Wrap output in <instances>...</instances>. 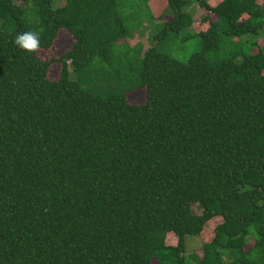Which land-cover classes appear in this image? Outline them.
Here are the masks:
<instances>
[{
	"label": "trees",
	"instance_id": "1",
	"mask_svg": "<svg viewBox=\"0 0 264 264\" xmlns=\"http://www.w3.org/2000/svg\"><path fill=\"white\" fill-rule=\"evenodd\" d=\"M121 1L0 0V264H264V0H163L171 19L135 62L116 52ZM195 4L214 17L181 62L159 45ZM28 30L41 52L61 30L73 44L43 60L15 45Z\"/></svg>",
	"mask_w": 264,
	"mask_h": 264
},
{
	"label": "rangeland",
	"instance_id": "2",
	"mask_svg": "<svg viewBox=\"0 0 264 264\" xmlns=\"http://www.w3.org/2000/svg\"><path fill=\"white\" fill-rule=\"evenodd\" d=\"M162 1L163 0H122L120 2V10L124 14V18L126 19L129 29L131 30V38L126 43V46L122 45L124 40L119 43L121 46L118 45L116 47V52L118 55H122L125 51H130V54L135 51L133 58V62H135L136 58L141 56L143 52L151 46V38L154 34L161 30V22L169 21L171 19L168 11H166L164 8L166 7L164 4L165 2L162 3ZM262 1L263 0H258L259 3H262ZM62 4L63 0H53L52 6L53 8H59L62 6ZM163 8L165 10H163ZM187 11L193 18V24L191 28L180 33L178 37L173 39L170 38L159 45V49L161 51L181 62H187L192 54L202 50V40L196 35V33L205 29V26H201L203 25L201 24L202 18L205 15L208 14L211 16V18L214 17L211 12L209 13L206 10L201 9L196 4L189 7ZM152 16L154 19L150 18ZM186 38L187 40H185ZM251 40L252 39L249 36L242 38L233 37L231 40L226 39L218 51L211 53L210 58L212 59V62L219 63L222 59L227 58L236 50L244 51L247 47L245 42ZM258 42L261 45H264V38L259 37ZM72 44L73 38L67 32L61 30V32L58 33L51 49L49 51L40 52L39 57L43 60L57 58L64 52L70 50ZM60 70V64H52L49 69L48 78L51 80H57L59 78ZM127 100L131 104H145V90L136 89L132 92H129L127 94ZM220 222V218L215 219L212 222L210 229L214 228ZM211 231L212 230H210L208 236L209 239L211 237ZM166 241L169 245L176 244L175 237L172 235H170ZM185 243V254L187 256L193 255V253L200 254V249L202 246V239L200 237L197 238L193 236H186ZM251 246L252 242H249L245 249ZM151 264H157L156 260H152Z\"/></svg>",
	"mask_w": 264,
	"mask_h": 264
},
{
	"label": "clouds",
	"instance_id": "3",
	"mask_svg": "<svg viewBox=\"0 0 264 264\" xmlns=\"http://www.w3.org/2000/svg\"><path fill=\"white\" fill-rule=\"evenodd\" d=\"M17 47L29 54H39L41 49V37L36 30H28L17 34L14 39Z\"/></svg>",
	"mask_w": 264,
	"mask_h": 264
}]
</instances>
